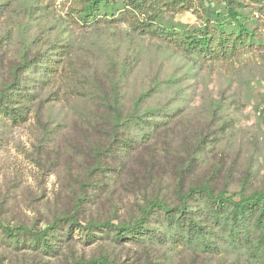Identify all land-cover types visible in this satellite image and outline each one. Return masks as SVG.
I'll list each match as a JSON object with an SVG mask.
<instances>
[{
	"label": "rangeland",
	"instance_id": "rangeland-1",
	"mask_svg": "<svg viewBox=\"0 0 264 264\" xmlns=\"http://www.w3.org/2000/svg\"><path fill=\"white\" fill-rule=\"evenodd\" d=\"M130 1L116 0L113 16L85 23L75 0H0V92L20 84L12 106L23 116L0 118L5 226L39 232L67 215L82 226L131 224L151 201L175 206L178 192L202 184L235 201L264 192V9L236 0L237 20L256 44L207 61L141 32L147 16ZM190 2L161 22L199 28L204 12ZM142 93L137 112H155L150 127L112 130V108L127 117ZM67 229L49 254L0 241V264H255L241 251L117 242L112 232L85 240L76 229L67 239Z\"/></svg>",
	"mask_w": 264,
	"mask_h": 264
},
{
	"label": "trees",
	"instance_id": "trees-1",
	"mask_svg": "<svg viewBox=\"0 0 264 264\" xmlns=\"http://www.w3.org/2000/svg\"><path fill=\"white\" fill-rule=\"evenodd\" d=\"M264 9V0H249ZM76 15L85 23L105 20L113 16L112 4L116 0H75ZM136 8L147 16V22L137 24L140 31L159 39L189 56H197L207 61L227 60L236 57L240 52L254 48L255 34L248 32L237 20L238 8L236 0H199L204 12L202 25L192 30L177 29L161 22L164 12L181 13L192 7L190 0H131ZM205 2L207 6H204ZM223 6L226 13L216 10ZM110 8V11L107 9ZM235 21V24L229 22ZM110 20H113L110 17ZM36 64L26 67L32 70ZM46 69V68H45ZM21 91L20 84L4 86L0 92V118L5 117L12 122L23 119L17 106L16 95ZM147 93L139 95L134 102L135 110L131 115L122 117L118 108H112V130L120 128L128 131L133 128L147 129L149 118L155 112L147 111L144 115L137 112L138 106ZM167 114L165 113V117ZM158 218V219H157ZM149 220L158 221V229H148ZM68 225L66 238H70L72 230L83 234L85 240L97 236L94 232L113 233L117 242L125 239L154 243L170 242L174 245L194 247L200 252L218 254L220 251H241L255 264H264V192L241 194L237 201L234 195L215 194L206 184L191 186L178 192L177 205L169 206L160 200L151 201L142 211L140 218L131 224L110 222H89L80 225L75 216H63L54 220L45 230L35 232L24 226L10 228L0 222V234L6 239L2 244L16 249H31L44 254L53 252L55 243L60 240L59 229ZM56 235V236H54ZM142 239V240H141ZM28 240V242L26 241ZM92 264H110L94 261Z\"/></svg>",
	"mask_w": 264,
	"mask_h": 264
}]
</instances>
